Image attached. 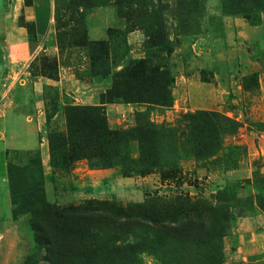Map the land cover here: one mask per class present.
Masks as SVG:
<instances>
[{
  "label": "rangeland",
  "instance_id": "rangeland-1",
  "mask_svg": "<svg viewBox=\"0 0 264 264\" xmlns=\"http://www.w3.org/2000/svg\"><path fill=\"white\" fill-rule=\"evenodd\" d=\"M30 1L0 0V104L6 91L23 86L33 102L38 88L35 112L11 115L0 134V264H22L31 252L33 212L87 201L210 206L223 235L207 234L213 241L201 244L203 254L214 264H264V9L223 0H52L48 22L47 1L34 0L36 25L49 30L18 61L13 48L8 57L3 48L11 30L30 29ZM137 68L161 73L163 104L102 101ZM77 106L96 108L110 130L127 134L124 161L51 162L50 143L67 133L66 110ZM138 118L164 129L157 147L167 150V159L159 157L167 164L143 171L133 160ZM204 133L214 147L195 157L189 150ZM97 231L104 239L102 227ZM150 235L137 228L127 240ZM137 258L165 264L161 253Z\"/></svg>",
  "mask_w": 264,
  "mask_h": 264
},
{
  "label": "trees",
  "instance_id": "trees-1",
  "mask_svg": "<svg viewBox=\"0 0 264 264\" xmlns=\"http://www.w3.org/2000/svg\"><path fill=\"white\" fill-rule=\"evenodd\" d=\"M223 1L241 8L253 3L264 9V0ZM160 74L137 68L125 75L101 99L111 101L113 96H120L124 101L163 104L160 92L166 90V83L159 77ZM66 114L67 133L57 145L50 143L51 162L56 157L65 163L84 158L91 165L107 167L124 161L125 155L121 150L127 134L110 130L96 108L69 107ZM162 131L164 129L148 128L138 118L137 127L133 130L136 135H131L138 144V155L133 160L143 167V171L147 167L168 163V160L163 163L159 161L160 155L167 159L164 156L167 150L162 146L157 147V139L163 138ZM207 135L204 133L201 136L203 140L190 148L189 152L195 157L212 151L214 146ZM60 146H64L63 152ZM59 151V156H56L55 153ZM32 215L33 248L22 264H94L96 261L135 264L142 251L161 253L165 264H214L215 257L206 252L203 254L201 244L205 243L204 248H211L213 240L206 239L207 234L215 232V237L223 235L210 206L184 202L153 208L87 201L68 207L43 206ZM219 218L221 220V216ZM100 227L104 231L101 233L106 235L104 239L99 236V231L96 232ZM137 228L149 231L152 236H145L147 238L141 242H129L127 237ZM205 239V242H201ZM194 250L197 253L192 255L191 251Z\"/></svg>",
  "mask_w": 264,
  "mask_h": 264
},
{
  "label": "crops",
  "instance_id": "crops-1",
  "mask_svg": "<svg viewBox=\"0 0 264 264\" xmlns=\"http://www.w3.org/2000/svg\"><path fill=\"white\" fill-rule=\"evenodd\" d=\"M46 1L48 9L47 20L48 22H50L52 15V0ZM30 2V6L27 8L26 12L27 20L31 22L30 29L28 30L26 29L27 27L20 26L14 29L15 32L11 30L10 34L14 35H11L12 37H9L7 39V45L3 48L4 55H7V57L12 55L10 50H12L11 48H13L15 50L13 51V53L17 54L18 61H25L31 53L35 52L38 48L41 47L42 40L46 36L50 26V24L49 26H41L39 24L36 25V2H34V0H31ZM20 84L22 86L24 85L23 82ZM6 85L8 84L6 83ZM10 87L11 86H9V88ZM33 88V102H29V91L27 88L25 89V86H23L22 88H16V90H13L12 93L10 92V90L5 92L4 102L2 105L0 104V134H2L4 131L6 132V123L9 121L11 115L15 114L23 118H28L29 114H33L35 112V107L37 105L35 96H37L38 94L37 85L33 86ZM21 93H23L22 96Z\"/></svg>",
  "mask_w": 264,
  "mask_h": 264
}]
</instances>
